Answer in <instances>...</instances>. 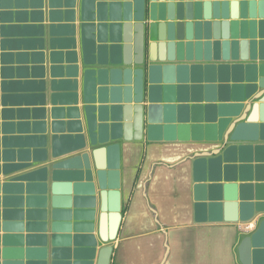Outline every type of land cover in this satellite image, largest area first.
<instances>
[{"label": "water", "instance_id": "water-1", "mask_svg": "<svg viewBox=\"0 0 264 264\" xmlns=\"http://www.w3.org/2000/svg\"><path fill=\"white\" fill-rule=\"evenodd\" d=\"M63 2L76 21V1ZM60 4L47 0L34 58L39 108L30 129L18 125L32 136L15 150L0 144V264H93L121 219L117 165L97 140L190 137L219 144L192 161L197 217L254 222L240 264H264V0H81L82 64L92 44L105 62L81 74L62 66L79 61L75 34L58 39ZM112 250L96 264H110Z\"/></svg>", "mask_w": 264, "mask_h": 264}, {"label": "crops", "instance_id": "crops-1", "mask_svg": "<svg viewBox=\"0 0 264 264\" xmlns=\"http://www.w3.org/2000/svg\"><path fill=\"white\" fill-rule=\"evenodd\" d=\"M75 1L77 20L71 18L72 7L61 0V17L56 26L60 31L58 39L64 43L75 34L79 63L77 66L64 60L62 66H76L79 74L85 69L97 71L105 63L97 56V44L89 43L92 51L86 59L88 65L82 64L81 0ZM46 12L47 0H0V144L2 139H8L12 150L32 136V112L39 108V78L35 74H39L41 64L34 58L41 54L38 41L49 25ZM60 51L66 54L72 48L65 46ZM194 64L204 69L208 64L233 63ZM70 72L74 74L73 69ZM5 114L9 117L5 118ZM4 123L10 125V131L4 130ZM21 124L27 125L28 131L20 130ZM107 140L98 139L94 150H100L107 163L117 165L121 219L116 238L98 243L93 264L98 251L107 245L113 248L110 264H240V245L257 234L258 225L213 221L205 215L197 217L195 212L192 161L209 155L219 144L191 137L170 142L143 139L106 143ZM96 214L97 222L98 211ZM107 230L106 227V237ZM94 236L98 241L97 231ZM260 240L259 234L256 241Z\"/></svg>", "mask_w": 264, "mask_h": 264}]
</instances>
